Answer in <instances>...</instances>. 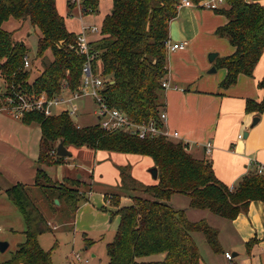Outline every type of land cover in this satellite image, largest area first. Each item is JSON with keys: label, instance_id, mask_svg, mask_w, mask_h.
<instances>
[{"label": "trees", "instance_id": "trees-1", "mask_svg": "<svg viewBox=\"0 0 264 264\" xmlns=\"http://www.w3.org/2000/svg\"><path fill=\"white\" fill-rule=\"evenodd\" d=\"M181 1L113 0V10L102 24L103 37L90 42L96 54L93 65L106 80L107 102L136 122L159 118L165 90L162 81L168 74L169 26L178 16ZM99 2L84 0L83 13H95ZM67 3L72 10L74 6ZM217 11L228 19L217 34L227 37L235 47L233 54L218 58L216 63L227 70L221 87L228 88L237 82L240 74L253 75L261 58L264 5L258 0H226V5ZM10 19L21 25L29 21L40 30L37 58L42 59L43 69L31 82L30 70L24 69V57L28 54L25 41L16 40L15 32L3 27ZM76 41L77 34L68 30L56 0H0V78L18 91L31 96L44 92L54 96L65 87L76 90L86 62V56L77 52ZM48 53L51 58L46 57ZM258 85L264 89V77ZM246 110L264 113V98L248 99ZM23 120L37 122L42 127L39 162L43 165L64 161L65 157L50 154L58 139L66 146L153 158L159 171L156 184L141 183L127 166L121 168L122 188L132 195L133 202L120 206V196L112 198L118 207L114 215H119L120 223L113 241L107 244V264H201L200 248L194 237L197 232L203 234L214 251H220L219 230L205 219L191 221L185 209H175L170 203L173 194L187 195L190 207L209 210L227 219L236 218L251 200L264 202V174L257 173L256 165L237 186L230 188L216 177L211 161L195 158L181 141L174 143L164 136L141 139L123 132L110 133L99 124L79 127L65 111L53 116L30 112ZM83 185L80 179L69 177L62 183L55 182L39 167L34 185L18 183L7 189V195L25 220L26 230L25 241L18 244L3 264H53L52 250L44 249L39 241L41 235L55 227L41 201L53 216L61 215L66 222L73 223L80 203L88 200L81 192ZM158 254H164V258L141 260Z\"/></svg>", "mask_w": 264, "mask_h": 264}, {"label": "crops", "instance_id": "crops-1", "mask_svg": "<svg viewBox=\"0 0 264 264\" xmlns=\"http://www.w3.org/2000/svg\"><path fill=\"white\" fill-rule=\"evenodd\" d=\"M56 1L58 3V0ZM258 1L264 5V0ZM99 3L103 5L100 19L102 26L105 17L113 10V0H100ZM57 9L59 11L60 7L57 6ZM59 13L63 15L60 11ZM81 13V26L78 29H70L67 26L69 31L79 34L85 27L98 26L85 20L87 17L96 18L97 16H93L96 12L88 16ZM227 20L226 15L217 9L179 6L178 16L170 22L168 44L184 41L188 44L184 49L170 50L167 47L166 79L170 87L162 93L161 110L167 112V128L180 134L175 140L183 142L195 158L211 161L216 177L232 188L237 186L245 175L255 170L256 164L264 165V113L246 110L248 99L261 101L264 98V89L258 85L264 77V51L253 75L240 74L235 84L222 88L221 82L227 70L217 67V59L235 52V47L229 39L226 37L227 40H221L219 38L222 36L217 34V30L224 26ZM99 30L87 31L90 42L103 37L102 28L99 27ZM213 51H218V55L210 62L207 55ZM213 67H216V71L210 72ZM255 117H259V121L253 125ZM41 139L42 127L39 123H27L23 118H14L3 105L0 107V215H11L10 219L16 213L21 215L6 191L18 183L34 185L39 167L58 183L64 182L67 177L80 179L84 183L81 192L88 200L80 205L74 222L68 224V230L83 231L84 242L87 243L85 249H89L95 240L86 236L88 229L82 226L84 217L91 215L95 222L98 219H107L100 207H106L108 194L97 195L95 191L100 187L96 184L113 186L121 189L119 192L128 193L122 188L121 180V168L126 166L139 182L148 185L158 182V178H153L149 171L156 166L153 158L137 153L93 149L87 146H74V151L73 146H67L72 152L71 157L57 164H40ZM209 142L213 147L207 152L206 144ZM181 196L189 198L187 195L176 193L172 195L170 203L173 205L174 199L176 204L181 206ZM120 200V206L132 203L131 198L122 196ZM189 203L184 209L191 221L205 219L219 230L220 251H214L202 236L201 242L208 245V255L205 257L201 253V264H264L262 200H251L248 208L234 219L218 216L209 210L194 209ZM173 207L175 208V205ZM117 209L118 207H114L111 211L115 212ZM119 223L118 215L116 231ZM43 235L39 237L41 245ZM227 252H231L233 256L231 260L226 257ZM76 254L79 253L76 252L70 261L82 264V256L79 254L81 260H78ZM92 256L95 257L96 254L92 253ZM151 257L152 255L144 258Z\"/></svg>", "mask_w": 264, "mask_h": 264}, {"label": "rangeland", "instance_id": "rangeland-1", "mask_svg": "<svg viewBox=\"0 0 264 264\" xmlns=\"http://www.w3.org/2000/svg\"><path fill=\"white\" fill-rule=\"evenodd\" d=\"M68 1L64 0H58V8L60 7L59 11L63 14L62 16L65 17L66 24L70 29H78V27L81 26L80 22V13L81 7H73V10L70 9L68 6ZM103 5L98 4L96 14L93 16L95 17H87L85 20L91 21L90 23H96L100 28H102L100 19L102 18V12H103ZM82 14V13H81ZM88 22V21H86ZM3 27L15 32L14 38L16 40L23 39L22 41H25L28 49V54L30 58L31 65L29 68H24L25 70H30L31 76L29 79V82L33 81V78L39 75V73L42 71V59L37 58V50H38V39L40 36V30H36L32 24L29 21H26L23 25L15 19H10L9 21L5 22L3 24ZM93 27V26H91ZM17 31V32H16ZM81 33V32H80ZM99 34V33H98ZM220 37V36H219ZM218 37V38H219ZM221 40H227L226 37L219 38ZM218 52V51H213ZM213 52H210L207 55V58L209 60V55ZM47 58H51L52 55L48 53ZM101 68V66H100ZM217 74V73H216ZM17 92V91H16ZM24 93V91H20ZM26 95H29L25 92ZM31 96V95H29ZM1 100L3 101V105L5 104L6 99L4 96H1ZM76 105L79 107V111L76 115L72 116V119L74 123L78 126L84 127V126H90L95 125L99 123V119L97 115L95 114L96 104L93 101V98L90 95H85L80 97L76 102ZM66 107L70 108L71 105H61L60 107ZM54 115H57L60 113V108L57 106L53 108ZM59 139L54 142V150L50 152V154L53 157H57L56 155V147L59 144ZM174 143H178L179 141H176L175 139H171ZM185 145V144H184ZM73 146V145H71ZM74 147V146H73ZM186 150L188 149L185 145ZM76 147H74L75 151ZM188 151V150H187ZM189 152V151H188ZM56 168V167H54ZM56 170V169H55ZM83 170V169H82ZM98 187H100L99 190H96L95 192L97 195H102L101 193H107V199L108 203H106V207H100L102 214L107 216V219H98L97 222H95L94 218L91 217V215H87L82 220V226L87 230L86 236L88 238H92L95 240V243L91 244V247L89 249H85V246L87 243L84 242V233L82 230L76 231V232H70L68 230L69 223H66V218H64L61 215L53 217V215L47 210V207L44 205V201H41V207L43 210H45L51 217H52V224L55 225L54 230L49 233H45L42 236V247L46 250H52V261L53 264H80L79 262H73L70 261L73 259L74 254L78 252L82 256V264H107L109 261L108 253H107V244L112 242L115 234H116V221H118V215H114V207L115 205L112 202V198L116 197V195L120 196V199L123 197L131 198L132 195L129 193H123L119 192V188L113 187V186H105L103 184H96ZM112 192H116L118 194H112ZM145 197H149L148 194H143ZM180 199V205L178 206L176 204V201L173 199L172 203L175 205V208L181 207V209H184L186 206H188L189 198L188 197H179ZM85 201L83 200L80 205H82ZM111 202V203H110ZM133 202V200H132ZM121 203V200H120ZM183 207V208H182ZM198 211V210H195ZM11 216V215H10ZM10 216L6 215H0V241H7L9 242V247L6 251L2 252L0 251V264H3L5 261H7L12 253L17 249L18 244L25 241V234L24 231L26 230V223L23 217L16 213L14 216H12V219H10ZM110 219H112L110 221ZM102 222V224H100ZM86 231V230H84ZM203 234H194L195 240L197 244L200 246V252L203 256H207V249L208 245H204V243L201 242V238ZM92 253H95L96 256H92ZM164 258V254H158V255H152L151 258H141V260L144 261H155V260H161ZM88 259V262H87Z\"/></svg>", "mask_w": 264, "mask_h": 264}, {"label": "built area", "instance_id": "built-area-1", "mask_svg": "<svg viewBox=\"0 0 264 264\" xmlns=\"http://www.w3.org/2000/svg\"><path fill=\"white\" fill-rule=\"evenodd\" d=\"M74 7H81L82 14L84 11V0H68ZM197 6L210 9H219L226 5V0H200L194 3L191 0H182L179 6ZM99 32L98 26L85 27L84 31L77 34L76 49L77 52L86 56V62L83 66L80 85L76 90H70L65 87L60 94L49 96L47 93H42L38 96H29L18 91L14 85H8L0 78V95L6 99L3 105L4 109L14 118L21 119L30 112H40L45 116H53V108L59 107L60 112H68L72 117L79 111L78 105L75 102L82 96L90 95L96 104L95 114L99 119L100 127L106 132H123L129 135L137 136L141 139L155 138L164 136L167 139L179 138L180 134L177 131H171L167 128V112L160 110L158 120H149L147 122H136L123 110L112 107L106 100L105 89L106 80L95 69L93 59L96 54L91 50L90 41L87 36V31ZM170 50L184 49L188 42H180L175 44H168ZM31 65L29 55L24 57V68H29ZM164 89L170 87L168 80L165 78L162 81ZM177 87V86H175ZM17 91V92H16ZM70 104V108L60 107L61 105ZM242 137V136H240ZM213 144L211 142L206 144V151L210 152ZM256 171L259 174H264V165L256 164ZM233 188V187H232ZM1 231V228H0ZM227 259L233 258L231 252L226 253ZM76 258L81 260V256L76 254Z\"/></svg>", "mask_w": 264, "mask_h": 264}, {"label": "water", "instance_id": "water-1", "mask_svg": "<svg viewBox=\"0 0 264 264\" xmlns=\"http://www.w3.org/2000/svg\"><path fill=\"white\" fill-rule=\"evenodd\" d=\"M249 1V0H247ZM218 53L216 52H213L209 55V60L210 62H213L216 57H217ZM215 72L216 71V67H213L210 72ZM112 83H114V81H112ZM259 121V117H255L253 118V125L255 123H257ZM56 155L60 156V157H65V158H68V157H71L72 156V152L67 148V146L65 145L64 141L63 140H60L59 141V144L57 145L56 147ZM150 173L152 174L153 178L157 179L158 178V167L157 166H154L152 167L150 170ZM56 204H59V200L56 199L55 200ZM9 247V242L7 241H0V251L4 252L7 250V248Z\"/></svg>", "mask_w": 264, "mask_h": 264}]
</instances>
